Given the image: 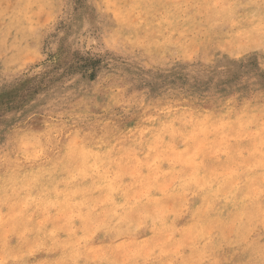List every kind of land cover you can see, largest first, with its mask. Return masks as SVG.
Segmentation results:
<instances>
[{"label": "rangeland", "instance_id": "1", "mask_svg": "<svg viewBox=\"0 0 264 264\" xmlns=\"http://www.w3.org/2000/svg\"><path fill=\"white\" fill-rule=\"evenodd\" d=\"M262 53L264 0H0V264H264Z\"/></svg>", "mask_w": 264, "mask_h": 264}, {"label": "bare ground", "instance_id": "2", "mask_svg": "<svg viewBox=\"0 0 264 264\" xmlns=\"http://www.w3.org/2000/svg\"><path fill=\"white\" fill-rule=\"evenodd\" d=\"M88 151H89V150H88ZM94 153H95V152H94ZM90 157H91V156H90ZM194 157H195V156H194ZM175 158H176V157H175ZM90 163H91V162H90ZM87 167H88V166H87ZM183 175H184V174H183ZM190 175H191V176H190ZM190 175H189V178L192 177V179L190 178V180H191V182L194 183V181H192V180L196 179V176H197L198 174H197L194 178H193L192 174H190ZM193 175H194V174H193ZM216 175H217V174H216ZM231 175H232V174H231ZM235 175H236V174H235ZM151 176H153V175H151ZM185 176H186V175H184L183 178H185ZM198 176H199V175H198ZM203 176H204V175H203ZM232 176H233V175H232ZM199 177L202 178V176H199ZM199 177H198V178H199ZM226 177H227V176H226ZM233 177H234V176H233ZM189 178H188V179H189ZM209 178H210V177H209ZM214 178H215V177H214ZM220 178H221V176H220ZM223 178H224V176H223ZM248 178H249V177H248ZM248 178H247V179H248ZM202 179H203V178H202ZM202 179H201V180H202ZM204 179H205V178H204ZM204 179H203L202 181H204ZM207 179H208V178H207ZM171 180H172V179H171ZM196 180H197V179H196ZM198 180H200V179H198ZM205 180H206V179H205ZM216 180H217V179H216ZM232 180H233V179H232ZM177 181H178V180H177ZM183 181H185V179H184ZM202 181H201V182H202ZM206 181H207V180H206ZM217 181H218V180H217ZM251 181H252V179H251ZM169 182H170V181H169ZM181 182H182V181H181ZM188 182H189V181H188ZM196 182H199V181H195L194 185L197 184ZM234 182H235V181H234ZM248 182H249V181H248ZM206 183H207V182H206ZM220 183H221V182H220ZM246 183H247V182H246ZM180 184H181V183H180ZM183 184H187V183L183 182L182 185L180 186V190H181V187L183 186ZM223 184L227 186V187H225V188H228V185H229V184L227 185V182H226V183H223ZM230 184H231V183H230ZM248 184H250V182L247 183L246 186H247ZM131 185H132V184H131ZM166 185H167V184H166ZM173 185H174V184H173ZM200 185H201V184H200V182H199V186H200ZM217 185H218V184H217ZM178 186H179V185H178ZM199 186H198V187H199ZM249 186H250V185H249ZM150 187H151V186H150ZM159 187H160V186H159ZM161 187H162V186H161ZM166 187H167V186H166ZM183 187H184V186H183ZM183 187H182V188H183ZM208 187H209V186H208ZM219 187H220V185H219ZM172 188H173V186H172ZM199 188H200V187H199ZM225 188H224V189H225ZM162 189H163V188H162ZM220 189H221V188H220ZM220 189H219V190H220ZM246 189L248 190L247 187H246ZM160 190H161V189H160ZM217 190H218V188H217ZM222 190H223V189H222ZM226 190H227V189H226ZM132 191H133V190H132ZM167 191H168V190H167ZM185 191H186V190H185ZM214 192H215V191H214ZM214 192H212V193H214ZM217 192H218V191H217ZM110 193H112V192L110 191ZM132 193H133V192H132ZM165 193H166V192H165ZM183 193H184V192H183ZM209 193H211V192H209ZM212 193H211V194H212ZM221 193H222V192H221ZM243 193H244V192H243ZM144 194H145V193H144ZM172 194H173V193H172ZM172 194H169V195H172ZM179 194H180V193H179ZM133 195H134V194H133ZM133 195H132V196H133ZM173 195H174V194H173ZM175 195H176V194H175ZM181 195H182V194H181ZM249 195H250V194H249ZM136 196H137V195H136ZM179 196H180V195H179ZM203 196H205V194H204ZM214 197H215V196H214ZM255 197H256V196H255ZM132 198H133V197H132ZM169 198H170V197H169ZM200 198H201V197H200ZM202 198H204V197H202ZM207 198H208V196H207ZM210 198H212V197H210ZM128 199H129V198H128ZM164 199L166 200V198H164ZM171 200L174 201V199H171ZM200 200H202V199H200ZM158 201H159V200H158ZM100 202H101V201H100ZM200 202L202 203V201H200ZM73 203H74V202H73ZM50 204H51V203H50ZM74 204H75V203H74ZM23 205H24V204H23ZM80 205H81V204H80ZM100 205H101V203H100ZM140 205L142 206V204H140ZM171 205H172V204H171ZM180 205H181V204H180ZM205 205H206V204H205ZM108 206H109V205H108ZM120 207H121V206H120ZM135 207L137 208L136 204H135V205H134V204L126 205L125 208H121V210L117 211L116 213H118L119 216L122 215V214L125 215V214L129 213L128 210L131 211V210H133ZM156 207H159V206H156ZM156 207H154V208L156 209ZM204 207H205V206H204ZM160 208H161V207H160ZM169 208H170V207H169ZM195 208H196V207H195ZM122 209H124V210H122ZM157 209H159V208H157ZM248 209H249V208H248ZM69 210H70V209H69ZM160 210H161V209H160ZM179 210H180V209H179ZM203 210H204V209H203ZM250 210H252V208H251ZM169 211H170V209H169ZM232 211H233V209H232ZM235 211H236V209H235ZM237 211H239V210H237ZM241 211H242V210H241ZM84 212H85V211H84ZM160 212H161V211H160ZM167 212H168V211H167ZM170 212H171V211H170ZM87 213H89V212H87ZM165 213H166V212H165ZM100 214H101V213H100ZM172 214H173V213H172ZM246 215H247V214H246ZM159 216H160V214H159ZM79 217H80V216H78V218H79ZM155 217H156V219H157V216H155ZM213 217H214V216H213ZM246 217H247V216H246ZM87 218H88V217H87ZM138 218H146V216L141 214V215H138ZM171 218H172V217H171ZM0 220H1V218H0ZM207 220H208V219H207ZM247 220H248V218H247ZM260 220H261V219H260ZM208 221H209V220H208ZM248 221L251 222L250 220H248ZM248 221H247V223H248ZM244 222H245V221H244ZM95 224H96V223H95ZM193 224H194V223H193ZM89 225H90V223H89ZM205 225H206V224H205ZM90 226H91V225H90ZM90 226H88V227L90 228ZM95 226H96V225H95ZM245 227H246V226H245ZM176 228H177V227H176ZM189 228H190V227H189ZM125 229H126V228H125ZM241 229H242V228H241ZM241 229H240V231H242ZM244 229H245V228H244ZM126 230H127V229H126ZM170 231H171V230H170ZM207 232H208V230H207ZM171 233H172V232H171ZM238 234H239V233H238ZM241 234H242V233H241ZM84 235H85V234H84ZM170 235H171V234H170ZM236 237H240V236L238 235V236H236ZM69 243H70V242H69ZM125 244H126V243H125ZM125 244H124V245H125ZM178 244H179V243H178ZM50 245H51V244H50ZM177 246H178V245H176V248H177ZM47 247H48V246H47ZM174 247H175V246H174ZM108 252H109V251H108ZM97 253H98V252H97Z\"/></svg>", "mask_w": 264, "mask_h": 264}, {"label": "snow or ice", "instance_id": "3", "mask_svg": "<svg viewBox=\"0 0 264 264\" xmlns=\"http://www.w3.org/2000/svg\"><path fill=\"white\" fill-rule=\"evenodd\" d=\"M262 54H264V53H262Z\"/></svg>", "mask_w": 264, "mask_h": 264}]
</instances>
